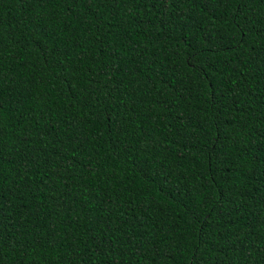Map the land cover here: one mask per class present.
<instances>
[{"label":"trees","instance_id":"obj_1","mask_svg":"<svg viewBox=\"0 0 264 264\" xmlns=\"http://www.w3.org/2000/svg\"><path fill=\"white\" fill-rule=\"evenodd\" d=\"M0 264H264V0H0Z\"/></svg>","mask_w":264,"mask_h":264}]
</instances>
